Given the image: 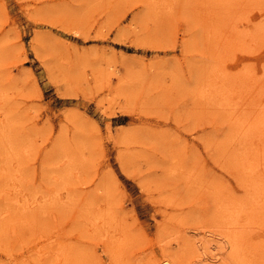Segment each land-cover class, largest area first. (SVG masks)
I'll list each match as a JSON object with an SVG mask.
<instances>
[{
  "label": "rangeland",
  "instance_id": "1",
  "mask_svg": "<svg viewBox=\"0 0 264 264\" xmlns=\"http://www.w3.org/2000/svg\"><path fill=\"white\" fill-rule=\"evenodd\" d=\"M238 1L0 0V264H264V0Z\"/></svg>",
  "mask_w": 264,
  "mask_h": 264
},
{
  "label": "bare ground",
  "instance_id": "2",
  "mask_svg": "<svg viewBox=\"0 0 264 264\" xmlns=\"http://www.w3.org/2000/svg\"><path fill=\"white\" fill-rule=\"evenodd\" d=\"M157 1H158V0H157ZM162 1H163V0H162ZM165 1H166V0H165ZM229 1H231V0H229ZM237 1H238V0H235V4L237 3ZM239 1H240V0H239ZM239 1H238L239 4H237V5H240V2H239ZM243 1H245V0H243ZM243 1L241 0V2H243ZM248 1H249V0H248ZM159 2H160V0H159ZM232 2H233V1H232ZM165 3H166V2H165ZM218 3H219V1H218ZM243 3H244V2H243ZM168 4H169V3H168ZM168 4H167V5H168ZM151 6H152V2H151ZM156 6H157V5H156ZM163 6H164V2H163ZM219 6H221V5H219ZM231 6H232V5H231ZM231 6L229 5V8H230ZM234 6H235V5H234ZM152 7H153V6H152ZM161 7H162V5H161ZM236 7H237V6H236ZM155 8H156V7H155ZM157 8H159V6H157ZM231 8H232V7H231ZM234 8H235V7H234ZM226 9H227V8H226ZM154 10H155V9H154ZM227 16H228V15H227ZM230 18H231V17H230ZM223 19H226V16H225V15H224V18H223ZM227 19H228V18H227ZM227 19H226V20H227ZM229 21H230V20H229ZM226 22H227V21H226ZM227 23H228V22H227ZM262 23H264V22H262ZM229 24H230V22H229ZM261 26H263V24H261ZM261 26H260V27H261ZM227 27H228V26H227ZM257 27L260 29L259 26H257ZM257 27H256V28H257ZM219 28L221 29V27H219ZM217 29H218V28H217ZM220 29H219V30H220ZM226 29H227V28H226ZM213 30H214V29H212V31H213ZM219 30H217V31H219ZM227 30H228V29H227ZM231 30H234V29H231ZM260 30H261V31H260ZM260 30H258V31H259L258 33H259V34L257 33L256 36L260 35V32H261V33H262V32L264 33V27H263V29H260ZM214 31H215V30H214ZM214 31H213V34H214ZM224 31H225V29H224ZM224 31H222V32H224ZM234 31H235V30H234ZM236 32H237V31H236ZM256 32H257V31H256ZM256 32H255V33H256ZM224 33H226V31H225ZM224 33H223V35H224ZM228 33H229V32H228ZM215 34H216V32H215ZM215 34H214V35H215ZM229 34H230V33H229ZM231 34H233V32H231ZM235 34H238V33H235ZM261 35H262V34H261ZM227 36H228V34L226 35V37H227ZM229 36H230V35H229ZM229 36L227 37L228 39L226 38L227 41H228V40H232V38L229 39ZM236 36H237V35H236ZM239 36H240V35H239ZM233 37H234V36H233ZM241 37H242V39H243V36H241ZM218 38H219V37H218ZM218 38H217V39H218ZM235 38H236V37H234L233 40H234ZM237 38H238V37H237ZM219 39H220V38H219ZM239 39H240V37H239ZM239 39H238V40H239ZM238 40H235V41H238ZM240 40H241V39H240ZM218 41H219V40H218ZM218 41H217V42H218ZM220 42H221V41H219V43H220ZM229 42H230V41H228L227 43H229ZM222 43H223V42H222ZM222 43H221V44H222ZM230 43L233 44L232 41H231ZM234 43H236V42H234ZM221 44H220V45H221ZM223 44H224V43H223ZM220 45H219V46H220ZM226 45H227V44H226ZM233 45H234V44H233ZM233 45H231V46H233ZM235 45H237V43H236ZM235 45L233 46L234 48H233L231 51H230V49H227V48H229V47H227V48L225 47V48H226V50H229L230 52H232V51L235 49V47H237V46H235ZM223 46H225V45H223ZM223 46L221 45L222 48H220V49H223ZM228 46H229V45H228ZM226 50H225V52H226ZM227 53H228V51H227ZM225 56H226V55H225ZM225 56H224V57H225ZM220 59L222 60L223 58L220 57ZM217 63L219 64V62H217ZM219 65H220V64H219ZM219 65H218V66H219ZM222 66H223V65H222ZM247 66H248V65H247ZM250 67L252 68L251 64L249 65V67H245V68L249 70ZM215 68H216V67H215ZM218 68H219V70L222 69V68H220V67H218ZM245 68H244V70H246ZM263 68H264V67H263ZM219 70H218V71H219ZM223 70H225V69L223 68ZM223 70H221V71H222V72H221L222 74H219V73L216 71L219 75H221V78H222V75H223V73H224ZM244 70H241V71H244ZM246 71H247V70H246ZM252 71H253V70H252ZM252 71H251V72L249 71V72L253 74L255 71H253V72H252ZM212 72H213V71H212ZM216 72H214L213 74H215ZM219 72H220V71H219ZM225 72H228V71L225 70ZM237 72H240V71H236L235 74H236ZM247 72H248V71H247ZM217 73H216L215 76H217ZM250 73H248V74H250ZM255 73H256V72H255ZM263 73H264V72H263ZM213 74H211V75H213ZM226 74H227V73H226ZM237 74H238V73H237ZM237 74H236V75H237ZM240 74H242V75H240V77H241V76H244L246 73L244 74V72H242V73H240ZM252 74H250V75H252ZM211 75H210V76H211ZM261 75H262V74H261ZM226 76L228 77V76H230V75L228 74V75H226ZM232 76H233V75L230 76V79H231ZM246 76H247V75H246ZM211 77H212V76H211ZM211 77H209V79H210ZM217 77H218V76H217ZM219 77H220V76H219ZM219 77H218V78H219ZM250 77H251V76H250ZM252 77H253V76H252ZM223 78L225 79L226 77H223ZM228 78H229V77H228ZM236 78H237V77H236ZM236 78L233 77V79H235V80H236ZM242 78H243V77H242ZM242 78H241L240 80H241V83L243 84L242 80H244V78H243V79H242ZM253 78H254V77H253ZM256 78H257V77H256ZM211 79H212V78H211ZM211 79H210V80H211ZM213 79H214V77H213ZM224 79H223V81H224ZM230 79H228V80H230ZM238 79H239V76H238V78H237V81L239 82ZM251 79H252V78H251ZM257 79H258V78H257ZM207 80H208V79H207ZM207 80H206V81H207ZM216 80H217V79H216ZM216 80H215L214 82H216ZM218 80H219V79H218ZM218 80H217V81H218ZM225 80H226L227 82L225 81L226 83H224V84H226V85L228 86V89L230 90L229 87H232L230 84H233L232 81H231L232 79L230 80V82H231L230 84H229V81H228L227 79H225ZM248 80L250 81V79H248V77H247V82H249ZM254 80H256V79H254ZM223 81L221 80V83H222ZM233 81H234V80H233ZM245 81H246V78H245L244 82H245ZM209 82L212 83L213 80H212V81H209ZM234 82H235V81H234ZM247 82H246V83H247ZM250 82H251V81H250ZM252 82H254V81H252ZM262 82H263V81H262ZM207 83H208V82H207ZM217 83H218V82H217ZM239 83H240V82H239ZM241 83H240V85H241ZM257 83H258V82H257ZM212 84H213V83H212ZM224 84H223V85H224ZM228 84H229V85H228ZM217 85H218V84H217ZM221 85H222V84H220V87L223 88V89H224V92H225V88H226V87L224 88V86L222 85V86H223V87H222ZM226 85H225V86H226ZM238 85H239V84H238ZM247 85H249V84L247 83ZM254 85H255V84H254ZM206 86H208V85H206ZM210 86H211V84H210ZM212 86H213V85H212ZM214 86H215V84H214ZM233 86H234V84H233ZM244 86H245L244 89H246V88H247L246 84H245ZM252 86H253V84H252ZM215 87H216V86H215ZM220 87H219V88H220ZM234 87H235V86H234ZM234 87H232V88H234ZM255 87H256V86H255ZM255 87H254V89H255ZM211 88H212V87H211ZM213 88H214V87H213ZM213 88H212V89H213ZM221 88H220V89H221ZM232 88H231V89H232ZM251 88H252V87H251ZM205 89H206V88H205ZM214 89H215V88H214ZM214 89H213V90H214ZM216 89H217V87H216ZM226 89H227V88H226ZM213 90H212V92H213ZM217 90H218V89H217ZM229 90H228V91H229ZM236 90H237V89L235 88V91H236ZM215 91H216V90H215ZM230 91H231V90H230ZM237 91H238V90H237ZM237 91H236V92H237ZM245 91H246V90H245ZM257 91H258V86H257ZM262 91H263V90H262ZM202 92H203V91H202ZM207 92L209 93V92H211V91H209V89H208ZM212 92H211V93H212ZM216 92H217V91H216ZM216 92H215V93H216ZM220 92H221V91H220ZM224 92H223V90H222V94L225 95ZM232 92L234 93V90H233ZM232 92H231V93H232ZM238 92H239V91H238ZM203 93H206V91L203 92ZM217 93H218V92H217ZM226 93H227V92H226ZM229 93H230V92H229ZM229 93H228V94H229ZM257 93H258V92H257ZM206 94H207V93H206ZM206 94H205V95H206ZM243 94H244V93H243ZM247 94H249V93L246 92V95H247ZM261 94H262V93H261ZM205 95H204V97H205ZM210 95L213 96V94H210ZM230 95H231V94H230ZM235 95H237V93H236ZM239 95H240V93H239ZM239 95H237V96H239ZM212 96H210V97H212ZM218 96H220V95H218ZM218 96L216 95V98H217ZM225 96H227V97H225ZM225 96L222 95L223 99H224V98H229V97H228L229 95H225ZM244 96H245V95H244ZM247 96H248V97H249V96L252 97V96H254V95H247ZM258 96H259V94H258ZM210 97H209V98H210ZM213 97H215V96H213ZM213 97H212V101L214 100ZM231 97H232V95H231ZM231 97H230V98H231ZM240 97H241V96H240ZM240 97H239V98H236V99H240ZM251 97H250V100H251ZM209 98H208V99H209ZM219 98H220V97H219ZM230 98H229V99H230ZM262 98H263V97H262ZM245 99H247V97H245ZM253 99H254V97H253ZM260 99H261V98H260ZM218 100H219V99H218ZM227 100H228V99H227ZM250 100H249V101H250ZM254 100L256 101V99H254ZM254 100H253V101H254ZM214 101H215V100H214ZM228 101H229V100H228ZM215 102H216V101H215ZM217 102H218V101H217ZM232 102H233V100H232ZM242 102H243V104H244V103L246 102V100H244V99L242 100V99H241V103H242ZM228 103H229V102H228ZM234 103H235V101H234ZM252 103H254V104H252ZM261 103H262V102H261ZM261 103H260V104H261ZM243 104H242V105H243ZM251 104H252V105H255V102H251ZM251 104H250V103L247 104V102H246V105H250V106H252ZM224 105H225V104H224ZM229 105H230V107H231L233 104H232V105L229 104ZM246 105H244V107H245ZM225 106H226V105H225ZM225 106H223V107H225ZM250 106H249V107H250ZM260 106H261V105H260ZM244 107H243V110H242V111H248V112H247V115H248V113H251L250 115H253L252 113H254V112H253L252 110H244ZM249 107L247 106V108H249ZM252 107H254V109L256 108V106H252ZM263 107H264V104H263ZM263 107H261V109H263ZM234 108H235V105H234ZM241 108H242V106H241ZM241 108H240V109H241ZM245 108H246V107H245ZM254 109H253V110H254ZM256 109H257V108H256ZM263 110H264V109H263ZM249 111H250V112H249ZM254 111H255V110H254ZM256 111H257V110H256ZM260 111H261V110H260ZM235 112H236V111H235ZM235 112H234V113H235ZM231 113H232V112H231ZM234 113H233V114H234ZM236 113H238V112H236ZM241 113H242V112H241ZM260 113H261V117H262L261 120L258 119L259 116H258V118H257V114H256V113H255V116L252 118V119H254L255 117L257 118V121H258V122H257V121L255 122L256 127H253L255 124H254V125H251L252 123H254V122H251L252 120H250L251 116H250V118H249V116H247L246 114H245V115H242V114H243V113H242V114H241V118L243 119L242 116H246L247 119L249 118L251 124L249 123L250 125H248V126H249V127L251 126V128H254V129L256 128L255 130L257 131V128H258L257 126L262 125V127H264V116L262 115V111H261ZM260 113H259V114H260ZM233 116H234V115H233ZM246 117L244 118L245 121H247V120H246ZM235 118H236V116H235ZM231 119H232V118H231ZM242 119H241V120H242ZM244 119H243V122H244ZM262 119H263V120H262ZM235 120H236V122H237V118H236ZM232 121H234V120H232ZM243 122H242V124L244 125L245 122H244V123H243ZM233 123H234V122H233ZM261 123H263V124H261ZM234 124H235V123H234ZM234 124H233V125H234ZM245 124H247V123H245ZM235 125H236V124H235ZM238 126H239V125H238ZM238 126H235L236 128L234 127V129L236 130V131H235L236 133L233 132V134L235 133V134L237 135V137L239 136V133H238V131H237ZM248 126H247V127H248ZM242 127H244V126H242ZM249 127H248V128H249ZM248 128H246V129H248ZM251 128H250V129H251ZM244 129H245V128H244ZM244 129H243V130H244ZM250 129H248V130H249V133H252L254 130L251 129V132H250ZM258 129H259V131H260V130H262L263 128L259 127ZM247 132H248V131H247ZM257 132H258V131H257ZM257 132H255V133H257ZM237 133H238V134H237ZM235 134L232 135L234 139L236 138V137H234ZM252 134H254V132H253ZM262 134H263V133H262ZM249 135H250V134H249ZM257 135H258V134H257ZM240 136H241V135H240ZM253 136H254V135H253ZM259 137H261V135H260ZM233 138H232V139H233ZM236 139H237V138H236ZM236 139H235V140H236ZM256 139H257V138H256ZM124 140H125V139H124ZM238 140H240V137L238 138ZM248 140H249V139H247V141H248ZM263 140H264V139H263ZM230 141H233V140L230 139ZM245 141H246V140H245ZM233 142H234V141H233ZM236 142H238V141H236ZM243 142H244V141H243ZM243 142H240V144H242ZM251 142H252V141L250 140V143H251ZM255 142H256V140H255ZM255 142H254L253 144H255ZM244 143H245V142H244ZM246 143H247V142H246ZM232 144H233V143H232ZM237 144H238V143H237ZM240 144H239V145H240ZM251 144H252V143H251ZM251 144H250V146H251ZM261 144H262V143H261ZM240 146L243 147V145H240ZM259 146H260V145H259ZM236 147H237V146H236ZM236 147H235V148H236ZM242 147H239V146L237 147L238 149L240 148V150H238L240 154H243L242 152H240ZM251 147H252V146H251ZM253 147H255V146H253ZM233 148H234V145H233ZM233 148H232V150H234ZM237 148H236V149H237ZM262 148H263V147H262ZM236 149H235V150H236ZM245 149H246V148H244V151H245ZM235 150H234V151H235ZM242 150H243V149H242ZM246 150H247V149H246ZM253 150H254V149H253ZM234 151H233V152H234ZM262 151H263V150H262ZM246 152L248 153V150H247ZM258 152H259V151H258ZM259 153H260V152H259ZM235 154H236V153H235ZM235 154H234V155H235ZM244 154L246 155V153H244ZM253 154H254V155H252V156H246V157H245V155H243L244 160H242V161H243V163L245 164V168L248 170V172H247L246 169H245V171H246V180H245V182H247L246 185L249 186L248 189H254V191L249 195V199H250L251 203H253V204L255 205V204H256L255 201H256V202L259 201V203H257V204H259L258 206L261 207V208H263V206H264V177L262 176V174H263L264 172H261V171H262L261 168H260V169L257 168L258 165H259V162H260V161H259V158H258L257 156H255V153H253ZM262 154L264 155V153H262ZM248 155H249V154H248ZM257 155H258V154H257ZM259 156H260V155H259ZM245 158H247V159L249 160L248 163L246 162L247 159H245ZM235 159H236V157H235ZM237 159H238V157H237ZM237 159H236V160H237ZM260 159H261V158H260ZM238 160H239V159H238ZM238 160H237V161H238ZM237 163H238V162H237ZM237 163H235V164L237 165ZM262 164H263V163H262ZM263 165H264V164H263ZM239 166H240V165H239ZM242 166H243V165H242ZM242 166H241L240 168H242ZM176 167H177V166H176ZM176 167H175V168L172 167L173 169H175V172L177 171V170H176ZM178 167H179V166H178ZM262 167H263V166H262ZM180 168H181V167H180ZM180 168H179V169H180ZM173 169H172V172H173ZM178 171H180V170H178ZM178 171H177V172H178ZM240 171H241V170H240ZM243 171H244V170H243ZM175 172H174V173H175ZM178 173H179V172H178ZM182 173H184V171H183ZM243 173H244V172H243ZM244 174H245V173H244ZM192 176L194 177V175H192ZM14 177H15V176H14ZM189 177H190V176H189ZM191 179H192V178H190V180H191ZM194 179H195V177H194ZM243 179H244V178H243ZM243 179H242V180H243ZM11 180H12V177H11ZM14 180H15V178H14ZM16 180H18V178H16ZM188 181H189V180H188ZM9 182H10V181L8 180V183H9ZM192 182H193V181H192ZM17 183H18V182H17ZM190 183H191V181H190ZM15 186H16V184H15ZM20 186H23V185L20 184ZM11 187L13 188V186H11ZM22 188H23V187H22ZM2 189H3V187H2ZM5 189H6V188H5ZM9 189H10V188H9ZM12 190H13V189H12ZM21 190H22V189H21ZM23 190H24V189H23ZM13 191H14V190H13ZM16 191H17V190H16ZM246 191H247V190H246ZM248 191H249V190H248ZM8 192H9V191H8ZM24 192H25V191H24ZM24 192H23V193H24ZM6 193H7V192H6ZM10 193H11V192H10ZM26 193H27V192H26ZM3 194H4V193H3ZM7 194H8V193H7ZM16 194H17V192H16ZM14 195H15V194H14ZM14 195H13V197L15 198ZM29 195H30V194H29ZM19 196H20V195H19ZM19 196H18V197H19ZM23 196H24V195H23ZM30 197H31V196H30ZM34 198H35V197H34ZM171 198H172V197H171ZM7 199H8V198H7ZM20 199H21V198H20ZM22 199H23V198H22ZM246 199L248 200V198H246ZM23 200H24V199H23ZM235 200H236V199H235ZM235 200H234V201H235ZM31 201H32V199H31ZM236 201H238V199H237ZM13 202H14V200H12L11 203L13 204ZM16 202L18 203V201H16ZM27 202H28V201H27ZM29 202H30V201H29ZM22 203H23V202H22ZM31 203H32V202H31ZM245 203L247 204L248 202H240V203H238V205H239V204H245ZM19 204H20V203H19ZM29 204H30V203H29ZM40 204H41V203H40ZM42 204H43V203H42ZM235 204H237V203H235V202L229 203L228 206H227V208H226V210H227V217L230 219V223H231V222H233V223L236 222V221L239 219V217H241V216L243 215V213L246 211V208H243V207L240 206V205H239V206H236ZM253 204H252V205H253ZM17 205H18V204H17ZM20 205H21V204H20ZM23 205H24V204H23ZM252 205H251V206H252ZM254 205H253V208H254ZM21 206H22V205H21ZM37 206H38V205H37ZM248 206H249V205H248ZM28 208L30 209V207H28ZM247 208H248V207H247ZM29 209H28V210H29ZM99 209H100V208H99ZM20 210H21V209H20ZM97 210H98V209H97ZM97 210H96V212H97ZM100 210H101V209H100ZM248 210H249V209H248ZM252 210H253V209H252ZM110 211H112V210H110ZM25 212H26V210H25ZM107 212H108V211H107ZM222 212H223V211H222ZM94 213H95V212H94ZM94 213H93V214H94ZM99 213H100V214H103L104 212H99ZM224 213H225V212H224ZM248 213H249V212H248ZM262 213H263V211H262ZM95 214L97 215L98 213H95ZM95 214H94V218H90L91 220H92V219H94V220L96 219L95 217H97V216H95ZM100 214H99V215H100ZM110 214H111V213H110ZM110 214H109V215H110ZM250 214H251V213H250ZM99 215H98V216H99ZM103 215H105V214H103ZM111 215L113 216L114 214H111ZM245 215H246V214H245ZM255 215H256V213H255ZM261 215H262V214H261ZM107 216H108V215H107ZM107 216H106V218H109V216H108V217H107ZM112 216H110V217L112 218ZM115 216H116V215H115ZM224 216H226V214H224ZM247 216H249V214H248ZM259 216H260V215H259ZM91 217H93V215H92ZM244 217H245V216H244ZM23 218H24V217H23ZM26 218H27V217H26ZM106 218H105V219H106ZM111 218H109L108 220H110ZM113 218H115V217H113ZM225 218H226V217H225ZM242 218H243V217H242ZM251 218H252V217H251ZM24 219H25V218H24ZM24 219H23V220H24ZM97 219L100 220L98 217H97ZM27 220H28V219H25V220H24V221L26 222L25 224L31 223L30 221H27ZM248 220H249V218L247 219V222H249ZM254 220H255V219H253V221H254ZM110 222H111V221H109V223H110ZM114 222H116V220H115ZM114 222H113V223H114ZM118 222H119V221H118ZM88 223H89V222H88ZM91 223H92L91 226H92V228H93V224H94V223H93V220H92ZM104 223H105V222H102L101 225L104 226V225H105ZM106 223H108L107 220H106ZM111 223H112V222H111ZM252 223L254 224V222H252ZM261 223H262V222H261ZM118 224H119V223H118ZM98 225H100V224H97V225L95 224L94 227H97ZM106 225H107V224H106ZM111 225H112V224H111ZM122 225H123V224H122ZM260 225H261V224H260ZM32 226H33V225H32ZM118 226H119V225H118ZM118 226H117V228H118ZM248 226H249V225H248ZM250 226H251V225H250ZM12 227H13V226H12ZM33 227H34V226H33ZM98 227H99V226H98ZM111 227H112V226L109 225L110 230H111ZM244 227H245V226H244ZM112 228L115 229V227H112ZM245 228H247V226H246ZM251 228H253V227H251ZM34 229H36V226L34 227ZM93 229H94V228H93ZM93 229H92V230H93ZM96 229L98 230V228H96ZM105 229H107V228H105ZM105 229H104V230H105ZM12 230H13V229H12ZM39 230H40V229H37V231H35L34 233L38 232ZM115 230H116V229H115ZM120 230H121V228H120ZM235 230H236V229H235ZM238 230H239V229H238ZM95 231H96V230H95ZM117 231H118V230H117ZM117 231H116L115 233H117ZM243 231H245V230H243ZM99 232H101V230H99ZM102 232H103V231H102ZM106 232L109 233V231H106ZM113 232H114V231H113ZM240 232H241V231H240ZM249 232H250V231H249ZM249 232L247 231V233H249ZM251 232H252V231H251ZM40 233H41V232H40ZM95 233H97V231H96ZM108 233H107V235H108ZM110 233H111V232H110ZM118 233H119V232H118ZM42 234H43V233H42ZM112 234H113V233H112ZM122 234H123V233H122ZM232 234H233V233H232ZM36 235H37V234H36ZM98 235H99V234H98ZM113 235H114V234H113ZM111 236H112V235H111ZM115 236H116V235H115ZM231 236L233 237V242H232L233 246H232V247H234L233 250L235 249V252H236V256H235L234 258H236V257H237V254H239V252H240V250H241V242H244V241L241 240V242H240L239 239H241V238L238 239V235H237V233L234 234V235H231ZM243 236H244V235H243ZM106 237H107V236H106ZM232 237H231V238H232ZM112 238H114V237L112 236ZM112 238H111V239H112ZM108 239H109V238H108ZM213 240H214V242H215V239H213ZM112 241H113V240H111V243H112ZM115 241H117V240H115ZM231 241H232V240H231ZM207 243H208V242H207ZM113 244L115 245V242H113ZM120 244H122V243L120 242ZM246 244H247V243H246ZM248 244H249V243H248ZM248 244H247V245H248ZM251 244H252V242H251ZM122 245L124 246V244H122ZM122 245H121V247H122ZM216 245H217V244H216ZM115 246H116V245H115ZM242 246H243V245H242ZM252 246H253V245H252ZM257 246H258V245H257ZM67 247H68V246H67ZM117 247L119 248L118 245L116 246V248H117ZM123 248H124V247H123ZM254 248H255V246H254ZM58 249H59V248H58ZM63 249H64V248H63ZM64 250H65L64 252H67L66 249H64ZM245 250H246V249H245ZM241 251H244V250H241ZM70 252H71V251H70ZM113 252H114V251H113ZM120 252L122 253L123 251H120ZM67 253H68V252H67ZM242 253L244 254L245 252H242ZM242 253H241V254H242ZM42 254H43V253H42ZM118 254H120V253H118ZM122 254H123V253H122ZM212 254H213V253H212ZM243 254H242V255H243ZM247 254L250 255V253H248V252L246 253V255H247ZM251 254H252V253H251ZM254 254H255V253L253 252V255H254ZM60 255H61V254H60ZM116 255H117V254H116ZM120 255H121V254H120ZM120 255H119V257L121 258ZM259 256H260V255H259ZM64 257H65V256H64ZM248 257H249V256H248ZM209 258H210V257H209ZM214 258H215V257H214ZM252 258H253V257H252ZM157 259H158V258H157ZM167 259H168V258H167ZM167 259H166V260H167ZM57 260H58V259H57ZM121 260H122V259H121ZM237 260H238V259H237ZM237 260H235V261H237ZM249 260H250V259H249ZM60 261H61V260H60ZM66 261H67V260H66ZM153 261H155V260H153ZM156 261H157V263H155V264H168V261H167L166 263H165L163 260H162V261H160V260H156ZM158 261H159V262H158ZM92 262H93V261H92ZM163 262H164V263H163ZM252 262H253V261H252ZM256 262H257V261H256ZM64 263H65V262H64ZM83 263H85V262H83ZM87 263H88V262H87ZM174 263L177 264V262H175V261H174ZM90 264H92V263H90ZM101 264H103V263H101ZM170 264H173V263L170 262ZM179 264H180V263H179ZM249 264H250V263H249Z\"/></svg>",
  "mask_w": 264,
  "mask_h": 264
}]
</instances>
